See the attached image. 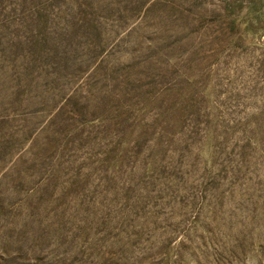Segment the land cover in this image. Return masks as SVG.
I'll list each match as a JSON object with an SVG mask.
<instances>
[{
	"label": "rangeland",
	"instance_id": "obj_1",
	"mask_svg": "<svg viewBox=\"0 0 264 264\" xmlns=\"http://www.w3.org/2000/svg\"><path fill=\"white\" fill-rule=\"evenodd\" d=\"M0 264H264V0H0Z\"/></svg>",
	"mask_w": 264,
	"mask_h": 264
}]
</instances>
